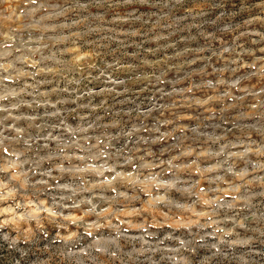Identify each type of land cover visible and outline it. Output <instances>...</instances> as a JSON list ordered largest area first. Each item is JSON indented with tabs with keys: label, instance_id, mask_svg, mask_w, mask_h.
<instances>
[{
	"label": "clouds",
	"instance_id": "obj_1",
	"mask_svg": "<svg viewBox=\"0 0 264 264\" xmlns=\"http://www.w3.org/2000/svg\"><path fill=\"white\" fill-rule=\"evenodd\" d=\"M91 2L105 5L110 0ZM139 2L149 4L150 0ZM158 2L164 8L175 6L172 0H167V4L165 0ZM179 2L175 0L176 4ZM243 7L256 10L234 20L225 19L223 24L208 28V32L221 27L235 30L239 25L241 35L264 38V32L251 27L258 20L264 21V0H244ZM141 11L166 14L163 8ZM58 14L53 12L52 16ZM101 19L90 17L80 34L96 31L97 26L103 31L104 24L97 23ZM206 19L211 21L212 17ZM63 26L71 28L73 24L66 22ZM13 51L18 55L9 60ZM36 51L22 41L18 48L0 52V70L8 73L0 74V153L11 151V157L0 164V260L9 257L5 264H264V205L253 202L258 196L264 197V191L251 192V182L244 179L248 171L238 172L230 163L236 156L244 159L247 148L244 153L234 154L236 145L221 143L223 137L201 132L198 127L189 130L190 139H203L208 146L199 151L191 145L184 147L189 137L181 127V135L175 137L176 143L171 146L179 148V156L157 161L150 148L138 155L143 145L158 144L168 134L142 122L130 130L118 121L105 123L109 106L106 102H93L98 95H122L117 92L119 86L129 91V81L115 75L122 65L107 64L96 76L89 73L68 79L63 69L45 63L53 60L61 64L55 56L30 59ZM229 51L235 52V48ZM244 51L247 50L241 48V53ZM236 63L239 67L238 57ZM17 64L37 70L28 72L17 68ZM38 64L44 66L39 68ZM74 71L81 69L77 65ZM257 74L264 75V68L257 69ZM49 75L62 76L64 86L50 81ZM28 77L31 83L27 82ZM9 79L16 81L15 87L4 84ZM94 82L103 85L99 92L88 88ZM152 82L150 77L149 83ZM155 82L159 83V78ZM239 83L235 80L232 87ZM48 84L52 87L40 90ZM186 91L190 90L172 95H180L187 106H205L204 100L189 98ZM178 106L157 105L148 112L137 108V118L150 116L152 111L162 114ZM256 107L264 110V101H258ZM100 109L104 110L103 116ZM128 115L131 119V113ZM254 115L258 122L264 120V111ZM143 132L157 135L145 139L140 135ZM194 153L196 159L191 163L175 162ZM213 159L215 163L201 166L203 161ZM262 167L256 163L254 170ZM128 168L135 169L134 175L128 174ZM155 168L162 170L154 172ZM191 172L217 186L210 187L209 192L219 193V186L227 182L225 177L229 174L241 183L229 185L232 198L225 200L220 195L201 193ZM106 173L114 174L112 183H105ZM260 182L264 183V178ZM137 201L145 206L136 208ZM130 207L135 216L147 211L151 226L157 231H147L140 224L137 234H132L112 223Z\"/></svg>",
	"mask_w": 264,
	"mask_h": 264
},
{
	"label": "rangeland",
	"instance_id": "obj_2",
	"mask_svg": "<svg viewBox=\"0 0 264 264\" xmlns=\"http://www.w3.org/2000/svg\"><path fill=\"white\" fill-rule=\"evenodd\" d=\"M243 3L244 0H180L176 4L172 0L175 6L164 8L158 0H150L149 4H142L139 0L129 3L110 0L105 5L79 0V6L77 0H0V52L14 50L22 41L27 42L28 48L38 49L30 55V59L39 61L42 56H55L61 64H55L53 60H46L45 63L49 67L63 69L68 79L89 73L96 76L107 64L120 63L122 69L115 75L129 81L126 85L129 91H124L125 86H119L117 92L122 95H98L93 102H106L109 106L110 114L105 117V123L118 121L130 130L134 124L142 122L148 128L159 127L161 133L168 134L167 139L158 144L143 145L138 155H144L145 149L150 148L156 154L157 161L179 156V148L173 149L171 146L176 143L175 137L181 135V127L189 137L184 141V147L191 145L197 151L208 145L203 139H190L192 132L189 130L198 127L204 133L214 132L216 136L224 138L221 143L236 145L232 149L234 154L244 153L247 148L248 155L244 159L236 156L230 163L235 165L238 172L248 171L244 179L251 182L249 190L259 193L264 191V183L260 182L264 178V167L254 170V166L256 163L264 165V154H261L264 152V120L258 122L254 113L264 111L256 107L258 101H264V75L257 74V69L264 68V38L241 35L239 25L235 30L221 27L208 32V28L223 24L225 19L234 20L256 10L243 7ZM157 8H163L166 14L161 16L160 12L141 11ZM53 12L59 14L53 17ZM90 17H101L97 23H103L104 29L101 31L97 26L96 31L81 35ZM208 17H212L211 21L206 19ZM77 20L81 23L76 24ZM66 22H71L73 27H64ZM251 27L264 32V21L258 20ZM233 48L235 52H230L229 49ZM241 48L247 51L241 53ZM17 55L13 51L8 59ZM253 64L255 68L250 67ZM77 65L81 69L79 72L74 71ZM43 66L37 65L39 68ZM16 67H23L28 72L37 70L31 65L17 64ZM0 74L8 75L2 70ZM150 77L152 83H149ZM42 78L37 76V79ZM156 78H159V83L155 82ZM48 79L61 87L65 84L62 76L49 75ZM237 79L239 85L232 87ZM27 82L31 83V77L27 78ZM4 84L15 87L16 81L9 79ZM51 87L52 84L44 85L40 90L46 91ZM101 87L103 85L99 82L88 84V88L97 92ZM183 90H190L185 92L189 98L194 96L197 101L204 100L205 106H187L180 95H172ZM173 103L180 106L166 109L162 114L152 111L150 116L137 118V108L141 112H148L157 105ZM99 111L103 116L104 110ZM163 120L168 123H161ZM140 135L145 139H154L157 133L143 132ZM10 157L11 151L5 149L0 153V164ZM147 159L151 161L152 157L148 156ZM195 159L194 153L191 157L181 156L175 162L191 163ZM245 160L249 163L245 164ZM213 163L215 159L203 161L201 166ZM161 170L153 169L154 172ZM127 171L129 175L135 173L134 168ZM168 175L170 177L171 173ZM191 176L199 183L201 193L220 195L225 200L232 198L229 185L241 183L229 174L225 177L227 182L219 186L221 191L215 193L208 190L216 185H210L197 172H191ZM113 179L114 174H105L106 184L112 183ZM111 195L115 196V192ZM253 202L264 205V197L258 196ZM144 206L139 201L135 203L136 208ZM90 219L94 220L95 217ZM125 221H130V224ZM112 223L120 224L132 234H137V225L140 224L147 231H157L151 226L152 218L147 211L135 216L131 207ZM72 230L75 231V225ZM7 260L9 257H4L0 264H5Z\"/></svg>",
	"mask_w": 264,
	"mask_h": 264
}]
</instances>
